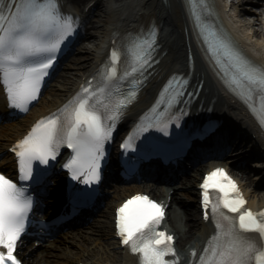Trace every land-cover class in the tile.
Listing matches in <instances>:
<instances>
[{
	"label": "snow or ice",
	"instance_id": "snow-or-ice-1",
	"mask_svg": "<svg viewBox=\"0 0 264 264\" xmlns=\"http://www.w3.org/2000/svg\"><path fill=\"white\" fill-rule=\"evenodd\" d=\"M197 4L200 8L198 10ZM186 9L207 52L223 74L222 83L246 104L264 129V65L252 62L237 50L229 38L205 18L210 12L206 0H186ZM76 24L69 13H62L58 0H0V87L7 105L24 112L40 93L62 42L73 33ZM155 28L126 33L123 48L114 45L105 62L87 84L48 116L37 119L12 147L20 181H40L62 145L70 155L62 164L67 175L81 184H92L101 177L105 143L112 139L124 107L135 97L143 79V70L151 60ZM121 56L125 57L120 67ZM119 69V70H118ZM139 75V79L137 76ZM130 89L120 91L119 82ZM186 80L173 73L161 88L157 99L166 101L147 110L119 147H133L139 133L155 128L168 134L169 116L180 123V113L172 115V106L183 94ZM261 103L254 104L253 97ZM212 124L209 122V127ZM38 161V165H34ZM202 216L208 207L215 232L209 236L198 258L191 250L189 264H264V209L244 208L246 201L237 182L222 167L203 175L199 184ZM28 185L14 182L0 173V264H22L17 250L27 231L33 197L26 195ZM218 193L215 199L210 191ZM227 210V211H225ZM234 214V215H233ZM165 216L164 206L146 194H135L114 209V228L120 244L139 256V264H178L174 236L158 230ZM6 249V250H5ZM171 255L172 259H166Z\"/></svg>",
	"mask_w": 264,
	"mask_h": 264
},
{
	"label": "bare ground",
	"instance_id": "bare-ground-1",
	"mask_svg": "<svg viewBox=\"0 0 264 264\" xmlns=\"http://www.w3.org/2000/svg\"><path fill=\"white\" fill-rule=\"evenodd\" d=\"M60 1L64 9L75 16L76 22L85 20L88 11L93 14L94 8L91 10L89 7L91 1H97L99 7L89 21L90 29H86L74 52L62 67L63 69L50 82L47 88L48 93L44 96L41 94L37 105L32 106L26 115L17 117L12 114L14 109L5 102L1 103L0 154L2 158L0 159V171H4L6 175L14 169V156L8 149L14 146L15 141L20 139L38 118L56 111L74 95L83 78L92 73L101 62L106 46L114 34H124L139 25L154 24L160 27L158 48L154 56L156 62L147 70L146 80L136 102L122 113L118 122V130L137 117L149 105L158 87L170 73L189 71L188 50L193 59L190 84L194 81L202 82V89L192 105L188 118L194 121L204 113L203 109L206 111L209 108L208 113L211 115H216L223 120L227 117H234L247 130L255 129L243 108L221 88L210 65L200 53L188 22L184 0H88L85 8H82V5L86 0ZM255 5L254 0H242L239 6H235L225 14V18L239 36L242 47L250 51L259 62L264 63V9L260 13H255L256 10L253 9ZM2 97L4 94L0 87V100ZM198 106L201 107L200 110ZM253 134L257 135V132ZM210 150H213V144L198 148L191 158H196ZM239 150L238 147L235 151L239 152L241 157L243 150ZM216 164L224 166L229 162L222 160L197 165L176 180L161 186L151 183L113 185L108 190V196L102 206L89 223L61 231L56 235V239L43 246V250L34 252V248L40 246L37 244L34 248L32 246L31 250L22 252L21 257L24 264H53L51 260L56 255L54 251L63 250H66L68 254H73L71 263L81 261L84 264H137V257L130 254L126 248H121L118 241L114 239L112 226L114 206L124 197L137 192L146 193L153 196L152 198L156 197L158 200L168 202V207L174 206V203L179 205L180 211L176 212L173 219H169V224L171 232L176 236L178 256L186 262L189 250H199L212 229L210 224L201 218L198 205L194 204L193 211L183 207L177 191L190 185L191 190H188L185 195L195 193V183L201 172H205ZM153 173L163 174L161 171ZM235 173L248 198V205L254 208L263 206L264 183L255 182L251 171L240 170ZM147 174L152 175V172ZM75 245L78 246V251L71 248ZM60 257L65 258L63 255Z\"/></svg>",
	"mask_w": 264,
	"mask_h": 264
},
{
	"label": "rangeland",
	"instance_id": "rangeland-1",
	"mask_svg": "<svg viewBox=\"0 0 264 264\" xmlns=\"http://www.w3.org/2000/svg\"><path fill=\"white\" fill-rule=\"evenodd\" d=\"M253 8H254V10H256V12L260 13L261 10L263 9V6L260 5V6H255ZM88 29H90V26L89 25H88ZM47 93H48V89H46L44 91V93L42 94V96L46 95ZM37 104H38V102L35 105H37ZM188 190H191L190 189V185H188L187 187H184L182 190H178L177 191V196L182 201V205H184L183 206L184 208H186V209H188L190 211H193L194 210V204L196 205V193H193V192L192 193H188L187 196H186L185 193ZM154 198H156V197H154ZM180 207H182V206H180ZM177 211H180L179 210V205L177 206L174 203V206L172 205V207H170V209L168 210V213H169L168 221H169V219H173V217L175 216V214H176ZM192 213L194 214V212H192ZM71 248L73 250H75V251H78L79 250L78 246H76V245L75 246H72ZM176 248H178V247H176ZM54 254H56V255L51 260V262L53 264H76V263H71L70 262L73 259L72 258L73 254L72 253H69L68 254L66 250H63V251H54ZM61 255L65 256V258L60 257ZM60 260H64V261H60ZM79 264H82V263H79Z\"/></svg>",
	"mask_w": 264,
	"mask_h": 264
}]
</instances>
